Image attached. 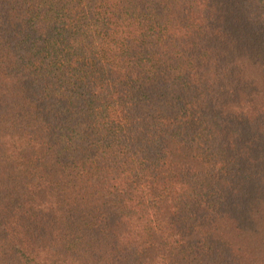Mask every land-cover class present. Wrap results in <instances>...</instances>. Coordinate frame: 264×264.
Returning <instances> with one entry per match:
<instances>
[{
    "label": "trees",
    "instance_id": "1",
    "mask_svg": "<svg viewBox=\"0 0 264 264\" xmlns=\"http://www.w3.org/2000/svg\"><path fill=\"white\" fill-rule=\"evenodd\" d=\"M0 264H264V0H0Z\"/></svg>",
    "mask_w": 264,
    "mask_h": 264
}]
</instances>
